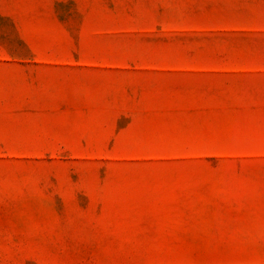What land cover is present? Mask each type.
Wrapping results in <instances>:
<instances>
[{
  "label": "rangeland",
  "instance_id": "rangeland-1",
  "mask_svg": "<svg viewBox=\"0 0 264 264\" xmlns=\"http://www.w3.org/2000/svg\"><path fill=\"white\" fill-rule=\"evenodd\" d=\"M0 264H264V0H0Z\"/></svg>",
  "mask_w": 264,
  "mask_h": 264
}]
</instances>
